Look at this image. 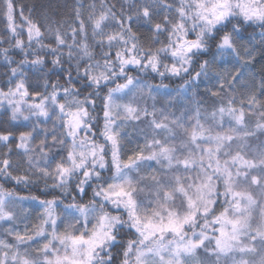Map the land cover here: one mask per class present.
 <instances>
[{
  "label": "snow or ice",
  "instance_id": "6c2138e0",
  "mask_svg": "<svg viewBox=\"0 0 264 264\" xmlns=\"http://www.w3.org/2000/svg\"><path fill=\"white\" fill-rule=\"evenodd\" d=\"M0 23V179L51 195L0 183V264H264V0H0Z\"/></svg>",
  "mask_w": 264,
  "mask_h": 264
},
{
  "label": "trees",
  "instance_id": "16d2710c",
  "mask_svg": "<svg viewBox=\"0 0 264 264\" xmlns=\"http://www.w3.org/2000/svg\"><path fill=\"white\" fill-rule=\"evenodd\" d=\"M66 2V0H17V3H20V4H24V5H31V4H36L37 7L39 8L40 5H45V6H52V7H55L57 5H63L64 3ZM84 2L87 4L90 2V0H84ZM67 3L69 5H71L72 3V0H67ZM61 11H63L64 9H60ZM25 14H27V7L25 8ZM59 17H57L58 19ZM17 20L19 22V13L17 12ZM0 28H3V24L0 23ZM248 33H251L252 32V29L249 28L247 30ZM25 38H26V35H25ZM258 39V38H257ZM8 45L7 44H2L0 45V47H7ZM13 57L17 60L21 59L22 56L17 54V53H12ZM261 63L262 61L258 58L256 63H255V68L254 69H250L248 70L245 75L246 76H250L251 75V72L252 71H255L256 72V79L257 81L259 80V72H260V67H261ZM6 69H4L3 67H0V73L4 72ZM130 72L133 74V75H136V72L134 69H130ZM53 79H55V75L52 77ZM5 79V77L3 76H0V80H3ZM144 79L150 83H153V84H160L161 83V79L159 76H156L155 74H152V75H146L144 76ZM185 79H187V77H185ZM163 84L165 85H169L170 88H176L179 84L183 83L182 80L180 79H164L163 81ZM204 88H205V85L204 84H201L200 85V93H201V96L199 97H194V99H200V98H204L207 100V97L204 95ZM192 89H189V94L191 95L192 94ZM172 95H177L176 93H172ZM167 97L165 96H159L158 97V100L160 101V103H163L164 100L166 99ZM207 103L208 104H211L212 101L211 100H207ZM149 104H151V100H149ZM160 104L158 103L157 104V107H159ZM8 113L4 112V109L3 107H0V124H5L6 126V122L8 121ZM134 127H140V128H143L145 127L144 124H140L138 126H129L128 127V131L129 132H132L133 131V128ZM24 130H27L25 128H20L19 131H24ZM0 183H3L5 187L7 188H16V191L20 194V195H37L39 196L41 199H45V198H51V195L45 197L43 196L37 188L33 187V188H30V189H25V187L23 185H20L19 187H16L13 183L9 182V183H5L2 179H0ZM40 187H43V185L41 184ZM91 190H89V193H90ZM88 197H85V199H87ZM67 202V201H66ZM27 206V205H26ZM39 209H35V211L32 213V216L34 217L36 212H38ZM5 227H7V225H4ZM23 223H20V227L21 229L23 228Z\"/></svg>",
  "mask_w": 264,
  "mask_h": 264
}]
</instances>
